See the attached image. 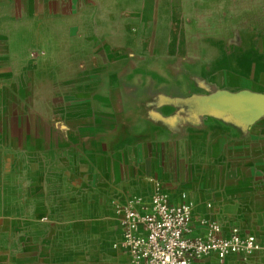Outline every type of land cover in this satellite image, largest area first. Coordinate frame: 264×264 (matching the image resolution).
Listing matches in <instances>:
<instances>
[{"label":"crops","instance_id":"obj_1","mask_svg":"<svg viewBox=\"0 0 264 264\" xmlns=\"http://www.w3.org/2000/svg\"><path fill=\"white\" fill-rule=\"evenodd\" d=\"M117 9L0 0V264H58L59 209L119 241L117 206L146 205L153 180L191 203L187 237L215 220L259 243L191 264H264V17L193 20L175 50L139 49L143 20Z\"/></svg>","mask_w":264,"mask_h":264},{"label":"rangeland","instance_id":"obj_2","mask_svg":"<svg viewBox=\"0 0 264 264\" xmlns=\"http://www.w3.org/2000/svg\"><path fill=\"white\" fill-rule=\"evenodd\" d=\"M106 9L119 7L116 20H143L138 25L139 49L152 40L155 49L178 46L179 27L194 29L193 20H226L229 16L254 20L264 17V0H103ZM246 15V16H245ZM183 20H188L184 26ZM192 23V24H191ZM181 32V30H180ZM124 40V38H122ZM58 264H133L121 251L118 241L105 239L92 224L88 212L75 207L72 212H57ZM49 224L50 219L42 220Z\"/></svg>","mask_w":264,"mask_h":264},{"label":"built area","instance_id":"obj_3","mask_svg":"<svg viewBox=\"0 0 264 264\" xmlns=\"http://www.w3.org/2000/svg\"><path fill=\"white\" fill-rule=\"evenodd\" d=\"M152 184L146 205L137 208V199L117 206L121 227L117 246L130 256L133 264H191L206 254L223 259L259 248L253 234H242L234 228L223 234L215 220L206 223L205 234L187 237L193 221L191 203L171 202L162 193L159 181L153 180Z\"/></svg>","mask_w":264,"mask_h":264}]
</instances>
